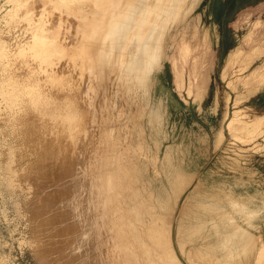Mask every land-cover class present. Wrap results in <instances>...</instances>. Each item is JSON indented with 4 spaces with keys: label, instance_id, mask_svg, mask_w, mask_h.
<instances>
[{
    "label": "rangeland",
    "instance_id": "obj_1",
    "mask_svg": "<svg viewBox=\"0 0 264 264\" xmlns=\"http://www.w3.org/2000/svg\"><path fill=\"white\" fill-rule=\"evenodd\" d=\"M172 1L83 0L81 11L67 12L48 2L49 25L62 24L60 54L41 63L27 54L0 58V264L168 256L158 240L144 237L142 253L129 237L144 234L133 214L148 209L156 238L162 232L183 264H207L210 238L241 246L253 237L256 195L264 193V0H183L169 14ZM44 2L29 4L37 14ZM157 3L161 12L146 15ZM23 25L0 27L8 50L29 35ZM156 43L160 55L141 88L143 54ZM156 109L162 119L153 124ZM178 154L193 159L172 192L168 164L180 166ZM204 191L213 205L194 209ZM201 209L213 215L202 224ZM221 216L227 222L201 239ZM234 227L246 235L231 234ZM210 252L220 260L215 246Z\"/></svg>",
    "mask_w": 264,
    "mask_h": 264
},
{
    "label": "bare ground",
    "instance_id": "obj_2",
    "mask_svg": "<svg viewBox=\"0 0 264 264\" xmlns=\"http://www.w3.org/2000/svg\"><path fill=\"white\" fill-rule=\"evenodd\" d=\"M3 3L0 4V14H2V17H0V27L1 26H6L8 28L11 27V29H9V33L10 31H13L15 28H18L21 24H24L23 26L25 27L24 30L26 29L28 34L26 39L23 41V43H19L14 50V52L10 50H8V42H4L0 36V58H4V56H6V58L9 60L10 57L12 56H18V55H29L31 56L33 59H38V61L44 62L46 59L51 58L52 56H56L60 54V44L57 43V39L60 35V31H61V21L59 22L58 25L56 26H52L51 24L49 25V20L46 17V8L45 5L49 2L51 4H53L55 9H59L61 10L62 7L66 6V12L72 10L73 6L70 5H74L77 6L79 8H77L79 11H81L83 8H81L80 4L82 3L83 0H46V2L40 4L41 9L37 12V14L34 13V9L32 8V6H30L29 1L30 0H0ZM144 1V0H143ZM183 0H173L171 2L172 7L169 9V14H173L174 10H176L177 4L178 2H181ZM158 4V3H157ZM155 4V8L156 9H147V11L145 10L146 15L149 13L153 14L154 16H156L157 12L160 13V7L159 4L157 5ZM79 5V6H78ZM91 4H89L90 6ZM39 6V7H40ZM88 7V6H87ZM96 7V4L94 6V8ZM111 10V9H110ZM160 11V12H159ZM100 12V11H99ZM99 12H95L94 16L96 14H98ZM50 13V12H49ZM167 12L163 11L162 12V16L159 17L157 19V21L152 25L153 29H151L152 32L157 31L160 27V25H162L161 23H163L164 20H166L167 18ZM168 14V15H169ZM48 16H50L52 18L51 15H49L47 13ZM50 18V19H51ZM61 18V17H60ZM95 19V17H94ZM93 19V20H94ZM99 22H97V26H98ZM4 29V28H3ZM5 32V31H4ZM18 32V30H17ZM8 33V30H7ZM13 34V33H12ZM20 34V31H19ZM17 39V38H16ZM141 47V46H140ZM160 55V51H159V44L156 43V50L155 52H151V53H146L145 55L143 54V56L145 57L144 62L142 64V68H141V72L137 75L136 78V82L138 83V85L141 88H145L146 87V82L148 81V76L149 73L153 67V63H155L158 59V56ZM143 57V58H144ZM3 68L0 70L2 71V73L0 74L1 76L5 75L6 69H4V63L2 64ZM51 70V69H50ZM46 72V71H45ZM133 78V82H134ZM162 111H161V115L158 109L154 110L152 113L153 116V124H156L158 122L161 121L162 119ZM181 151V150H180ZM184 152V151H183ZM182 152V153H183ZM183 155H179L178 154V160L179 159H183ZM189 158V157H188ZM186 158V162L180 161V166L179 163L176 164V161H173L170 159L169 161V168H171L170 170V175L168 176V178H170L172 180V192L175 191V189H177V187L181 186L182 184H184V182H186L188 179V175L190 174L188 169L191 167V163H192V159L193 156H191L189 159ZM173 161V163L171 162ZM128 174L127 177H133V180L136 179L138 176L137 175H132V170L131 169H127ZM169 174V173H168ZM166 174V175H168ZM125 179H127L126 177H123ZM128 182V179H127ZM194 184V183H193ZM129 185H131V183H129ZM194 188H197V186L194 184L193 185ZM207 193V191H204L203 193H196V195L194 196L195 200H196V206L194 207V209L200 205H205L206 203H209L210 205H213V203L208 202L206 200V195L205 197L202 194ZM202 195V196H200ZM202 197V198H200ZM158 199V197H157ZM168 199V196L165 195H160L159 197V201H158V206H162L163 203H168L166 202ZM256 208H257V220L255 223V233L253 234V237L251 238H247L246 241L244 240L242 245H236V239L234 240L233 238H228L227 241H218L220 237L223 238V236H220L218 239H215L213 241H211L210 235H214L212 234L214 231L218 232L221 228V224L222 223H226L227 220H225V216H221V218H217L218 221L214 222L215 224L211 225L210 231L208 230L207 232L204 231L205 233L200 237L201 239L203 237L205 238H210L209 242L205 245L204 249H207V254L206 256H210L211 258L207 260L206 257V262L208 264V261H210V264H264V221H263V214L260 213L262 208L264 207V193L262 191H258L257 195H256ZM201 200V203H199V201ZM143 199L141 196V199L136 201L135 203H143ZM215 202V201H212ZM192 209V210H194ZM189 211L190 213L192 212ZM204 209H201L200 214H195L196 220L202 224L205 223L207 221L210 220V218H213V215H209L207 212L208 211H203ZM189 212L186 213V217L188 216ZM136 216V218L140 217V223L143 224V229L144 234L142 236L140 235H135V233H133V231H129V237L135 242L138 243V246L141 247L142 249V253L145 252V248L143 246V239L144 237H148L149 239H155L158 240L157 241V249L159 251L164 252H168V256H163V257H143V259H139L135 262H132L130 264H159V262L161 261L162 263L164 262V259H166L167 257L169 258L168 260V264H183L181 262V260L177 259L173 253V250L171 249V246H169L168 243V239L165 237V235L161 232H159L158 237L157 236V231H158V227H157V222L154 219V213H151V211H146V212H135V214H133ZM141 215V216H140ZM145 215L150 216V219L147 221L144 219ZM157 217V215H156ZM146 223V224H145ZM178 230H179V225L177 226ZM235 230H232L231 234H237L241 237L245 236V232L242 231V233H240V230H237L236 227H234ZM182 229V228H181ZM182 231H184V229H182ZM131 233V234H130ZM198 233H202V231H200V229L196 232L197 235H200ZM216 234V233H215ZM221 234V233H219ZM197 235H195L194 239H198ZM160 237V238H159ZM235 238V236H234ZM243 239V238H242ZM222 242V243H221ZM133 245V242H132ZM185 245V244H184ZM215 246V249L218 250L221 253V257L220 260L217 259L216 261H212V253L211 248H213ZM183 248V247H182ZM191 249V248H188ZM189 251V250H188ZM250 251V252H248ZM133 252V251H132ZM190 253V252H189ZM132 254V253H131ZM183 256V255H182ZM191 256V255H189ZM196 257V256H195ZM201 257V256H200ZM192 258V257H190ZM197 258V257H196ZM187 261V260H186ZM185 261V262H186ZM191 261V260H190ZM201 261V260H200ZM199 261V262H200ZM193 262V259H192ZM195 262V263H194ZM193 263L196 264V260ZM205 263V262H203ZM184 264H187L184 263ZM200 264V263H199ZM206 264V263H205Z\"/></svg>",
    "mask_w": 264,
    "mask_h": 264
}]
</instances>
